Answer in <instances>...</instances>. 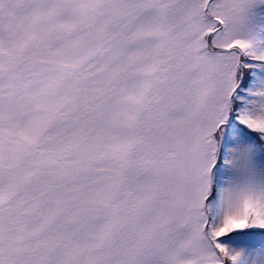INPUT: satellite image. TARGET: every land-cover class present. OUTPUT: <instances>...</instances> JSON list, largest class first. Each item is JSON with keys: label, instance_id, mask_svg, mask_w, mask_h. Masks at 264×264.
<instances>
[{"label": "snow or ice", "instance_id": "1", "mask_svg": "<svg viewBox=\"0 0 264 264\" xmlns=\"http://www.w3.org/2000/svg\"><path fill=\"white\" fill-rule=\"evenodd\" d=\"M0 264H264V0H0Z\"/></svg>", "mask_w": 264, "mask_h": 264}]
</instances>
